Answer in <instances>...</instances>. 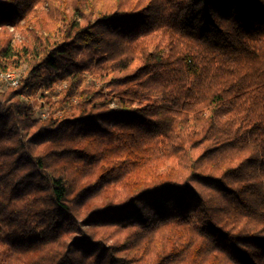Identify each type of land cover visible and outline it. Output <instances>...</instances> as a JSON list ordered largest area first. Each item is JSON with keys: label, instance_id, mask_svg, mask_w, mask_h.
Returning <instances> with one entry per match:
<instances>
[{"label": "trees", "instance_id": "16d2710c", "mask_svg": "<svg viewBox=\"0 0 264 264\" xmlns=\"http://www.w3.org/2000/svg\"><path fill=\"white\" fill-rule=\"evenodd\" d=\"M22 67L0 264H264V0H0Z\"/></svg>", "mask_w": 264, "mask_h": 264}, {"label": "built area", "instance_id": "2783aa9c", "mask_svg": "<svg viewBox=\"0 0 264 264\" xmlns=\"http://www.w3.org/2000/svg\"><path fill=\"white\" fill-rule=\"evenodd\" d=\"M0 82L4 87H17L21 83V77L16 71L1 72L0 71Z\"/></svg>", "mask_w": 264, "mask_h": 264}, {"label": "rangeland", "instance_id": "374dc122", "mask_svg": "<svg viewBox=\"0 0 264 264\" xmlns=\"http://www.w3.org/2000/svg\"><path fill=\"white\" fill-rule=\"evenodd\" d=\"M25 70H26V67H22V68H20V69H17L16 72H17L18 75L21 77V76L24 74ZM5 89H7V88L4 87V85L2 84V82H0V91L5 90ZM36 108H37V115H36V117H38V118H43V117H45V115H46V110L40 108V105H39V104L37 105Z\"/></svg>", "mask_w": 264, "mask_h": 264}]
</instances>
